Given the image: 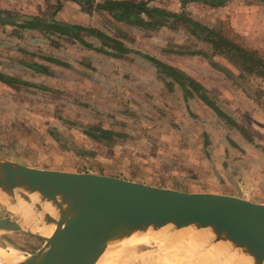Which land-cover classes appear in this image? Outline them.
<instances>
[{
    "label": "rangeland",
    "instance_id": "374dc122",
    "mask_svg": "<svg viewBox=\"0 0 264 264\" xmlns=\"http://www.w3.org/2000/svg\"><path fill=\"white\" fill-rule=\"evenodd\" d=\"M133 1L178 13L184 7L189 18L217 32L212 44L227 50L220 42L249 45L264 59V43H258L264 11L255 1L230 0L217 9L184 0ZM88 8L73 0H0L2 17L43 20L0 23V159L264 203V78L253 66L217 58L220 49L181 20L145 29ZM247 26L259 37L234 32ZM147 57L192 77L222 113L201 99L203 92L183 90ZM89 129L99 131L97 139ZM12 216L0 205V218ZM122 241L112 249L116 264H141L142 258L157 264L166 257L151 242L138 249L121 248ZM210 242L206 249L216 244ZM43 244L23 232L0 233L4 250L11 245L31 255ZM188 257L171 262L184 264Z\"/></svg>",
    "mask_w": 264,
    "mask_h": 264
},
{
    "label": "water",
    "instance_id": "95a60500",
    "mask_svg": "<svg viewBox=\"0 0 264 264\" xmlns=\"http://www.w3.org/2000/svg\"><path fill=\"white\" fill-rule=\"evenodd\" d=\"M20 187L39 193L59 213L58 218L46 217L55 225L49 238L23 231L10 217L0 218V230L44 240L20 264H96L110 243L128 239L145 227L168 224L208 229L217 243L248 255L252 264H264V203L0 159V190L13 196Z\"/></svg>",
    "mask_w": 264,
    "mask_h": 264
},
{
    "label": "bare ground",
    "instance_id": "6f19581e",
    "mask_svg": "<svg viewBox=\"0 0 264 264\" xmlns=\"http://www.w3.org/2000/svg\"><path fill=\"white\" fill-rule=\"evenodd\" d=\"M8 201H10L15 206L16 211H19V215L13 210L12 207L8 205L7 203ZM0 205L8 212H11L15 215L10 218L11 220L16 221L20 225L23 231L29 232L33 235L40 236L43 238H49L53 234L55 225L50 224L48 221H46L47 220L46 217L50 215L53 216L54 218H58L59 215L58 210L52 202L45 200L39 193H32L27 188L20 187L16 189L15 194L12 196V195H7L0 190ZM31 216H38V218L41 220L33 221V218L30 219ZM171 226L174 225L168 224L164 227H159V228L145 227L144 229H140L128 239L123 240L121 243L122 244L121 248H124V246L127 247L128 245H131V247L137 246L139 249L140 248L139 245L141 243L148 244L149 242H151L153 247L155 246L157 250H159L158 247L160 248L161 257L166 255L165 258H161L163 263L165 264H172L174 262H177L176 260L177 259L179 260L178 257H180L181 255L189 256L187 260H184L186 264H249L250 261H253V259L248 255L247 256L243 255L237 251L232 252L230 249L226 247L227 246L225 245L226 243L224 244V243L216 242L215 245L213 244L214 246L211 245L212 247H210L209 244V249H206L205 247H207L206 245H208L206 243L207 242L209 243L211 241L210 239L213 235V234L211 235V232L208 229H198L194 226L191 227L189 226L175 230V228ZM32 230H37L38 233L32 232ZM0 233H5V232L3 230H0ZM115 244L117 245L118 243L116 242L113 244L112 242L109 244V246L101 255V257L98 259L96 264H103V263L112 264L113 261L115 262L116 257L111 255L114 248L116 247ZM141 246H143V244ZM8 247L9 248L5 250L0 247V264H20L23 261H25L26 258L29 256L26 253H23L20 250H18V248L16 249L11 245H8ZM153 249L154 248H152L151 250ZM120 250L122 251L125 249H120ZM146 250L149 251V249H145V251ZM227 250L231 251L229 257L223 255V252L224 251L226 252ZM127 252L129 254V251ZM153 252H155V249L153 250ZM156 252L159 253L158 251ZM157 256L155 255V258ZM173 256L177 257V259L171 262L172 258H174ZM121 257L122 256H118V258L120 259ZM148 257H149V253H148ZM155 258H153V260ZM158 258L157 260L160 261L161 259ZM145 260H146V264H148V259ZM180 260L182 259L180 258ZM143 261L144 260L142 258L141 264H145L144 263L145 261L144 262ZM131 262L135 263V261H131ZM158 262L156 263L159 264L160 262L159 263ZM116 263L117 262L113 264ZM136 263L139 264L138 262Z\"/></svg>",
    "mask_w": 264,
    "mask_h": 264
},
{
    "label": "trees",
    "instance_id": "16d2710c",
    "mask_svg": "<svg viewBox=\"0 0 264 264\" xmlns=\"http://www.w3.org/2000/svg\"><path fill=\"white\" fill-rule=\"evenodd\" d=\"M77 3L82 8H85L86 5L87 7H92L91 9L88 8L90 11L93 9V7L100 8L102 10L108 11L113 17L117 18V20H127L131 24H136L140 27H144L145 29H156L161 26H168V25H173L176 20H181L183 21L187 27H190L192 31H197L198 33H201V35L206 38V42L208 45H210L212 48H218L220 49L218 52L219 57H223L226 60H233V61H239L242 62L243 65H247L246 69H250V67L253 66L254 71L258 73V76H262L264 78V59L261 55L258 53V49H255L249 45H246L245 47L241 44H233V43H228L224 44L223 42H220L223 45H226L228 48L227 49H222L224 46L217 44H212L216 42V39L214 36H216V33L202 24L192 20L189 18L186 14L185 8L183 7V10L181 13L178 12H172L168 11L166 9L160 8V7H151L149 4H147L144 1H133V0H108L102 4H96L94 0H73ZM230 0H184L183 2H197L199 4H202L204 7L210 8V9H217L221 8L227 5V3ZM255 1L256 5H262L264 6V0H252ZM18 20H33L34 22H42L43 20L37 18V17H28V16H17L13 18H6L0 16V23H5V24H14L15 21ZM47 24H51L47 23ZM55 26L61 28H66L69 29L72 32H76L77 27L74 24L66 23V22H55ZM236 30H234L235 32ZM236 33H238L236 31ZM219 40H222L224 38L218 37ZM213 45V46H212ZM119 50H123L120 48ZM231 50H233L231 52ZM222 51H227V53H224ZM235 51V55H234ZM149 58L152 62L156 64V66L159 68L161 72H163L165 75H167L169 78L174 80L183 90H186L187 87H189L191 90L198 91V92H203L201 94V99L205 101L208 106H210L213 110H215L217 113L221 114L222 112L218 110L214 106V103L212 100L208 98V96L204 93V88L196 82L192 77L186 75L184 72L181 70H178L174 68L171 65L165 64L163 62H160L154 58L147 57ZM221 61V59H220ZM222 62V61H221ZM221 67V66H220ZM246 67V66H245ZM256 68L258 70H256ZM222 70L223 68H219ZM222 72H227L225 69L222 70ZM253 72V71H250ZM200 88H203V91L200 90ZM94 132L99 133L98 130L95 129H89L88 132H86L88 135L91 137H95L96 139L98 136L94 134Z\"/></svg>",
    "mask_w": 264,
    "mask_h": 264
},
{
    "label": "crops",
    "instance_id": "0c3cea01",
    "mask_svg": "<svg viewBox=\"0 0 264 264\" xmlns=\"http://www.w3.org/2000/svg\"><path fill=\"white\" fill-rule=\"evenodd\" d=\"M257 7H258V10L261 9V12L264 11V6H262V5L258 6L257 5ZM236 28L238 29V30L236 29V31L239 33V30H240L241 31L240 33H242L243 35L250 34L252 36L259 37L258 33H256V30L254 29V26L242 27L241 29H239L238 27H236ZM262 36L264 37V35H262ZM254 40L258 41L257 39H254ZM258 43H264V39L262 41H258Z\"/></svg>",
    "mask_w": 264,
    "mask_h": 264
}]
</instances>
